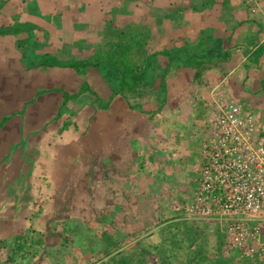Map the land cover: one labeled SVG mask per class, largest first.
I'll list each match as a JSON object with an SVG mask.
<instances>
[{
    "label": "rangeland",
    "instance_id": "rangeland-1",
    "mask_svg": "<svg viewBox=\"0 0 264 264\" xmlns=\"http://www.w3.org/2000/svg\"><path fill=\"white\" fill-rule=\"evenodd\" d=\"M92 26L87 28L90 32L97 31L99 40L111 32L109 26L100 27L99 31ZM104 31L109 32L105 34ZM17 44L12 37L0 40V120L13 115L0 128V240H12L31 229L43 236L49 248L57 249L63 243L60 252L50 257L40 251L17 264H102L108 262L106 253L114 250V255H120L137 249L138 245L136 254L147 245L169 249L174 233L175 239L182 240L181 223L186 220L198 235L194 246L187 248L182 241L181 250L175 249L171 255H147L144 264H191L198 250L202 253L212 250L218 226L194 220L181 210L191 202V197L186 203L169 201L168 193L154 183L165 178L163 171L155 178L151 167L140 170L143 157L136 159L135 155L132 169L136 171L131 176L127 173V168H131L128 160L114 149V125L122 127L125 123L112 121L115 111L109 108L103 121L96 119V115L88 118L90 110L87 107L94 104L88 96H81L70 103L76 114L66 120V127L60 128L64 120L58 121L55 115L61 104V94H49V90L64 86L71 91L72 84L69 80H57L59 75L48 69H22ZM51 44L57 47V43ZM248 62L257 63L254 58ZM217 64L214 61L211 66L217 68ZM260 81L262 84L258 88L262 89L264 80ZM239 83L244 87L251 84L249 80ZM40 89H47V92L35 98ZM95 89L98 91L97 86ZM245 100L252 102L248 105L264 119V93ZM83 105L86 106L83 108ZM140 123L125 132L127 137L123 136L122 141L131 134L139 142L147 141L157 167L163 168V154H160L163 137L160 134L152 136L156 132L153 130L152 138L148 134L140 138L141 132H150ZM165 124L162 116L156 115L153 125L164 129ZM24 140L25 144L21 145ZM65 221H70V234L57 229ZM103 231L117 239L118 249L105 252L100 239ZM63 235L68 238L67 244L61 240ZM229 250L232 251L226 245L222 247L224 255ZM242 257L243 254H238L235 262L243 264ZM5 259L6 250H0V263ZM251 260L252 264H264V258Z\"/></svg>",
    "mask_w": 264,
    "mask_h": 264
},
{
    "label": "crops",
    "instance_id": "crops-1",
    "mask_svg": "<svg viewBox=\"0 0 264 264\" xmlns=\"http://www.w3.org/2000/svg\"><path fill=\"white\" fill-rule=\"evenodd\" d=\"M14 23L37 26L39 40L45 38L46 41L41 53L61 59L67 55L78 58L89 56L94 48L102 46L106 33L128 24L146 26L150 33L148 45L153 51L182 48L185 45H191L195 51L197 43L202 40L210 47L219 44L216 51L224 56L232 47H239L231 50L228 61L217 62V68L209 65L199 82L193 80L191 69L181 68L170 72L167 78V102L160 114H156L165 120L164 129L153 125L156 115L151 119L148 115L129 110L120 96L114 97L110 103L109 108L116 112L113 113L115 119L112 121L125 122L122 127L114 125V149L128 160L131 168H127V173L131 176L136 171L132 169L135 155L136 159L143 157L140 159L141 165L149 159L151 166L155 167L153 177L156 178L159 172L165 173L164 179L154 183L164 189L162 192L168 193L171 202L186 203L187 198L193 197L197 187L196 170L201 165L202 144L207 136L206 124L212 118L210 104L221 97L223 100H237L252 109L248 105L252 102H246L245 99H251L259 92L264 93V88H258L262 84L260 80H264V55L256 64L248 62L252 52L264 43V0L259 1L255 13L250 12L246 0H7L0 8V26ZM87 26L95 27L98 31L100 27L109 26L110 30L104 31V38L99 40L98 32H90ZM10 37L13 38L10 35L0 36V40ZM54 42L57 47L51 44ZM49 70L59 75L56 76L57 80H69L73 89L70 91L62 86L64 84L55 88L74 93L83 82H87L102 99H108L112 94L102 77L93 69L84 77L76 75L69 68L54 67ZM242 80H249L251 84L239 86ZM55 88L50 89L49 94H61ZM175 91L178 93L173 94ZM60 98L62 100V96ZM87 108L90 110L88 118L96 115L95 118H101V121L108 112H94L92 106ZM137 122L150 129V132H141L140 138L145 137V134L151 137L153 130L156 132L152 136L160 134L163 137L160 147L163 168L157 167L153 152L147 148V141L139 142L132 134L122 141L123 136L127 137L125 132H129ZM148 143L151 144L150 141Z\"/></svg>",
    "mask_w": 264,
    "mask_h": 264
},
{
    "label": "trees",
    "instance_id": "trees-1",
    "mask_svg": "<svg viewBox=\"0 0 264 264\" xmlns=\"http://www.w3.org/2000/svg\"><path fill=\"white\" fill-rule=\"evenodd\" d=\"M6 3L7 0H0V8ZM37 30L39 28L30 23H14L0 26V36H13L18 43L16 48L19 51V61L25 71L44 70L54 67L69 68L76 75L84 77L90 69H93L102 77L112 93L108 99H102L87 82H83L80 89L74 93L55 88L54 90L60 92L62 96L61 104L56 110L55 119H63L64 121H62L61 125L65 127L67 124L65 123L67 122L66 120L76 114V110L73 109L74 107H70V103L83 94H87L90 100L93 99V102H95L93 105L94 112L108 110L114 97L120 96L129 110L148 115L152 119L162 111L167 102V78L171 71L181 68L191 69L193 70V80L199 82L209 65L214 61H228L231 50L239 48L237 46L232 47V49L227 51V55L224 56L223 53L216 51L219 44H212L210 47L202 40L197 43L195 51L191 45H185L182 48L153 51L148 45L150 33L146 26L128 24L121 30L114 28L115 31L113 30L109 33L107 41L102 46L100 45L101 47L94 48L89 56L78 58L67 55L61 59L49 53H41L46 41L45 38L39 40V36L36 34ZM263 55L264 43L252 52L250 58H254L255 62H259ZM45 92H47V89H40L36 91L34 96L37 98ZM149 105L151 107L147 108ZM12 116H3L0 120V128ZM20 144L24 145L25 140L21 141ZM146 166L151 167V174L154 175L155 167L151 166L149 159L139 169L144 170ZM70 221H65L58 225L57 229L70 234L72 232ZM186 221L181 223L183 225L182 240L175 239L176 234L174 233L169 249L161 245H147L141 251H137L138 254H136V250L140 248L138 245L137 249L133 248L130 251H124L120 255H114V250L106 253V256L109 257L108 262L102 264H144L147 255L153 253L171 255L175 249L181 250L180 244L183 243L182 241L186 242L185 246L187 248H191L194 246L198 235L192 225ZM100 234L101 247L104 248L105 252L117 248L119 242L114 236L105 231ZM214 238L212 250L208 253H202L203 251L198 250V254L192 256L191 264H237L235 258L240 254V251L235 248L232 251L229 250L228 254H223L222 247L225 245L228 247V244L226 234L219 227H217ZM62 239L65 244L68 243V238L65 235H63ZM62 244L60 243L57 249L49 248L41 234L29 229L25 234L16 235L12 240H0V250H6V259L0 264H17L19 261L29 259L31 256L34 257L40 251H44L43 254L50 257L53 255L52 253L60 252ZM242 258L245 259L243 264L254 263L250 258Z\"/></svg>",
    "mask_w": 264,
    "mask_h": 264
},
{
    "label": "built area",
    "instance_id": "built-area-1",
    "mask_svg": "<svg viewBox=\"0 0 264 264\" xmlns=\"http://www.w3.org/2000/svg\"><path fill=\"white\" fill-rule=\"evenodd\" d=\"M259 1L246 0L250 12H256ZM210 108L197 187L181 210L194 220L217 225L230 249L262 260L264 119L234 99L218 97Z\"/></svg>",
    "mask_w": 264,
    "mask_h": 264
}]
</instances>
